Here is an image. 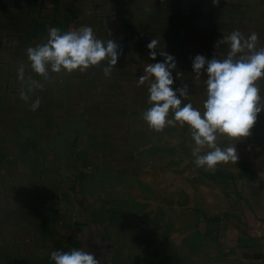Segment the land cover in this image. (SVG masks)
<instances>
[{
  "label": "crops",
  "instance_id": "obj_1",
  "mask_svg": "<svg viewBox=\"0 0 264 264\" xmlns=\"http://www.w3.org/2000/svg\"><path fill=\"white\" fill-rule=\"evenodd\" d=\"M220 2L227 4V12L211 0H0V264H54L52 251L71 248L91 251L100 264H170L164 252L156 258L154 251L102 247L109 238L105 223L91 216L80 184L90 174L85 170L95 162L100 165L101 158L96 161V153L91 157L76 146L87 134L94 150L103 149L104 157L114 151L113 163L122 162V140L132 145L131 128L123 120L134 114L139 93L148 97V82L138 85L145 73H139L137 51H147V60L154 63L146 47L153 38L168 53L195 47L198 34L199 41L210 44L217 36L219 14L231 10V1ZM202 12L208 22L202 19L196 27L192 23ZM83 25L105 40L117 33L122 54L110 77L102 71L106 62L82 73L49 72L48 79L30 69L26 50L46 42L49 28L68 31ZM159 59L163 57L157 55ZM21 63L25 78L43 85L27 101L19 95ZM36 98L40 106L33 111ZM128 150L131 155L132 147ZM66 192H73V203L61 196ZM221 224L222 264H264L263 192Z\"/></svg>",
  "mask_w": 264,
  "mask_h": 264
},
{
  "label": "rangeland",
  "instance_id": "obj_2",
  "mask_svg": "<svg viewBox=\"0 0 264 264\" xmlns=\"http://www.w3.org/2000/svg\"><path fill=\"white\" fill-rule=\"evenodd\" d=\"M229 1L230 14H219L213 42L199 41L202 37L197 33L195 47L181 50L179 54L170 51L177 60L173 86L187 83L190 96L185 102L190 101L194 107H202L206 78L196 79L192 71L195 55L211 58L218 54L222 58L228 51L227 44L214 48V43L237 29L245 36L257 33V46L264 47V0H226ZM219 7L220 12H227L225 2H219ZM203 13L198 21L192 20L194 26L201 27L202 19L208 22ZM186 19L190 21V15ZM116 34L110 37L118 40ZM137 52L142 56H139L141 75L150 61L146 58L147 51ZM148 107V97L139 93L134 114L123 120L131 128L132 150L130 155V146L122 140L125 154L122 162L113 163L117 157L114 151L104 157L103 149L94 150V140L89 142L87 134L80 136L76 146L86 149L91 157L96 153V161L101 158L100 165L95 162L91 170H85L90 174L80 184L82 201L89 203L91 216L105 223L103 232L109 238L103 239L102 247L129 252L154 251L156 258L164 252L165 257L169 255L170 264H222V221L238 208L242 209L243 203L251 202L257 192L264 193V112L258 115L250 135L237 142L239 159L235 163L220 164L214 171H205L193 162L191 130L179 124L159 132L149 129L142 119ZM71 137L66 140V157L71 149ZM232 142L227 138L219 140L222 147ZM107 148L109 152L112 146L108 144ZM66 193L61 196L72 201L73 192ZM91 228L96 234V227ZM138 233L141 237L137 239Z\"/></svg>",
  "mask_w": 264,
  "mask_h": 264
},
{
  "label": "clouds",
  "instance_id": "obj_3",
  "mask_svg": "<svg viewBox=\"0 0 264 264\" xmlns=\"http://www.w3.org/2000/svg\"><path fill=\"white\" fill-rule=\"evenodd\" d=\"M216 5L220 0H211ZM258 34L248 36L233 30L214 43V48L227 44L228 51L222 58L216 54L208 58L197 54L192 58V71L196 79L204 80L205 99L202 107L185 102L190 96L189 85L174 87L177 67L174 55L160 50L159 41L151 39L147 44L148 63L138 85L148 82V107L142 119L149 129L162 131L168 126H187L191 130L193 162L197 168L214 171L220 164L235 163L239 159L237 142L248 137L259 114L264 112V47H258ZM159 49V51H158ZM30 69L48 79L51 73L85 72L90 67L106 62L102 71L110 77L112 68L122 54L116 39L98 38L91 26L83 25L75 30L62 31L58 27L48 30L46 42L29 46L26 50ZM157 55L163 57L157 61ZM17 79L21 82L20 98L29 100V94L43 85L38 80L25 78L24 65L18 64ZM40 99L31 102L37 110ZM221 138L232 143L222 147ZM54 264H100L94 253L83 248L50 253Z\"/></svg>",
  "mask_w": 264,
  "mask_h": 264
}]
</instances>
